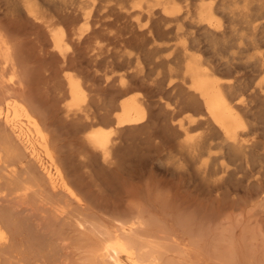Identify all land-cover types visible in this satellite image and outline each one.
Here are the masks:
<instances>
[{
    "label": "rangeland",
    "instance_id": "obj_1",
    "mask_svg": "<svg viewBox=\"0 0 264 264\" xmlns=\"http://www.w3.org/2000/svg\"><path fill=\"white\" fill-rule=\"evenodd\" d=\"M104 3L106 5L107 0ZM13 4V0H0V21L5 26L1 25L10 34L6 31L11 43H7L8 46L14 48L10 49L14 64L1 63L6 67L4 70L0 64V103L6 94H15V98H20V102L31 108L34 117L46 129L51 153L61 165L62 176L73 195L51 188L41 165L29 154L27 156V150L22 149L23 144L15 139L16 135L13 133L15 136L11 137V129L2 125L5 109L0 106V132L3 130L0 133V225L1 231L4 230L3 238H0V264H113L100 256L99 247L114 236L123 238L138 251L139 264H144L143 260L145 264H264V200L253 196L254 188L250 187V184L255 187L253 182L260 174L264 178V75L250 65L239 68V74L244 75L251 87L247 101L258 128V147L230 158L227 171H216L222 162L218 161L213 164L215 169L206 172L205 156L200 160L190 147L181 145V138L180 143L176 138L171 139L175 130L169 126L165 100L161 102L158 97L159 106L153 107L152 118L148 111L152 121L144 125L145 128L127 127L112 134L111 144L115 143V148L105 161L101 151L85 139L87 131L83 133L86 123L82 112L75 108L68 113L66 106L70 99L60 100L57 88L64 85L62 60L48 43L49 32L15 11ZM100 10L97 13L104 15L98 17L96 13L100 23L111 22L113 15H107V8L102 6ZM262 11V8L258 13L254 11L255 16L261 15ZM119 18V23L126 20ZM119 23L103 26L105 30L99 33H103L102 40L105 32H121ZM260 36L256 43H264ZM235 38L234 32L219 39L198 33L196 43H218L214 51L228 55L226 43H239ZM131 43L137 45L145 40L138 37ZM95 46L94 43H74L71 47L73 58L85 61L71 59L72 63L83 62L88 67L92 60L94 67L98 61L94 69L102 71L109 63L107 61L117 63L127 55L120 45L111 42L110 46L97 50L96 56ZM20 51L21 55L24 52L23 56ZM101 62L106 64L100 65ZM220 76L229 77L226 73ZM2 81L4 85H1ZM138 90V95L146 94L143 88ZM187 114L177 115L175 123ZM104 118L96 120L95 127L110 128ZM7 139L13 151L18 153H13L10 145L7 149ZM218 151L220 148L213 152L218 154ZM41 154L49 163L45 151ZM256 173L259 175L255 176Z\"/></svg>",
    "mask_w": 264,
    "mask_h": 264
},
{
    "label": "bare ground",
    "instance_id": "obj_2",
    "mask_svg": "<svg viewBox=\"0 0 264 264\" xmlns=\"http://www.w3.org/2000/svg\"><path fill=\"white\" fill-rule=\"evenodd\" d=\"M13 1L15 11L24 14L35 25H40L41 28L43 26L49 32L48 43H50L53 53L62 60L61 73L63 75L59 74L63 78L64 85L60 84V88L56 87L59 95L61 94L60 97L57 93V97H60V100L63 99L64 102L67 101L66 99L68 101L70 99V102L66 103L67 106L65 105L68 113L75 111V108H77L76 111L82 112L78 115H83L85 119L86 124L83 130V133L87 131L85 139L94 148L101 151L105 161L109 160L113 147L115 148V143L111 144L112 134L127 127V129L141 127L143 129L144 125L150 120L152 121L150 118H152L151 113L154 112L153 107L159 103L160 99L161 102L165 100L166 114L170 116L171 122L169 126L175 130L174 138H170L174 140L181 138V145L190 147L191 150L188 149L199 159L205 156L203 164L206 172H211L212 168L215 169L213 164L218 161L222 162L216 171H227L229 162L231 163L230 158L246 154L258 147V145L256 146L258 128L253 121V112L247 101L249 98L247 93L251 87L246 83L244 75L239 74V68L250 65L260 75H264V43H256L260 35L264 39V12L262 11L263 14L261 12V15L258 14V16H255L254 13V11L258 13L261 8L264 9V0L262 3H259L261 0H116V2L107 0L106 5L105 0ZM242 2H245L243 6ZM102 6L107 8V15L109 13L111 16L113 15L111 22L107 21L105 25L100 23V18L97 19L96 15ZM97 14L98 17L103 15L101 12ZM119 17L126 20L119 23L121 21ZM103 22L106 23L104 20ZM1 23L5 26L0 21V58L2 56L0 64L9 66L13 63L10 56V49L13 46L11 48L10 45L8 46L10 37L7 38V30L2 28ZM118 23L121 25L122 31L114 33L111 27L112 32L108 33V31V34L105 32V37L103 35L104 39L102 40L101 34L103 33H99L105 30L103 26L109 24L108 27H110V24ZM113 27L115 28V26ZM232 32L235 33V41H239V43H226L228 55L217 54L214 51L218 43H196L198 33L219 39L227 37ZM138 37H143L145 43H137V45L131 43ZM105 42L108 46L111 45V42L117 43L128 56L125 54L126 57L117 63L115 60L107 61L106 59L105 61L109 63L104 68L102 67V71L94 69V67L97 68L98 61L94 63H97L94 67L92 60L90 66L85 67L83 58V62L72 63L73 60L75 62L80 59L73 58L74 54L71 53L74 43L76 45L77 43L78 45L79 43L96 44L95 55L97 56V53L99 54L97 50L100 51L107 46H105ZM80 45L84 46V44ZM79 50L81 52L80 48ZM23 54L21 55L20 51V55L23 56ZM164 54L166 55L164 56ZM120 58L122 57L120 56ZM237 60L241 62L238 65L235 62ZM101 64H106V62H101ZM3 67L5 66H2L4 70ZM223 73L228 74L229 77H221L220 75ZM54 77L56 76L54 75ZM3 82L1 85H4ZM141 88L146 91V94L138 95L136 91ZM256 90L258 91V88ZM13 95L6 94L0 103L1 109H5L2 125L11 129V137L16 135L15 139L18 138V141L24 145V147L21 145L22 149L27 150V156L29 154L30 158L32 157L41 165L51 188H59L61 192L71 195V188L62 176L61 165L57 163L49 148L51 143L49 145L47 143L46 129L34 117L35 114L30 110L31 108L25 106L23 101L20 102V98L19 100L15 98V94ZM180 113L188 114L183 119H177L178 123H175V118ZM148 114L151 115L150 118H148ZM102 117H106L104 122L107 120L110 128L95 127V121L98 122V119ZM151 123L153 124V122ZM159 127L161 126L159 125ZM163 127L165 126L163 125ZM158 129L160 130V128ZM2 131L0 133H3ZM80 133L82 132L79 131L81 137ZM48 134L50 135V132ZM8 142L7 139L6 147L10 145L12 149ZM15 146L14 144V148ZM216 148H220L218 154L213 152ZM54 149L56 148L54 147ZM42 150L49 158V163L44 161ZM12 152H17V150L13 151L12 149ZM90 161L92 160L90 159ZM256 175L259 174L256 173ZM253 183L256 184L255 187L250 184V187L256 188L255 192L250 188L253 190V196L257 195V198L261 197L264 200L263 176L260 174ZM3 233L4 230L1 231L0 225V238H3ZM129 244L123 238L114 236L99 247V254L105 261L113 264H139L137 250ZM143 263L145 264L144 260ZM149 263L158 264V262Z\"/></svg>",
    "mask_w": 264,
    "mask_h": 264
}]
</instances>
